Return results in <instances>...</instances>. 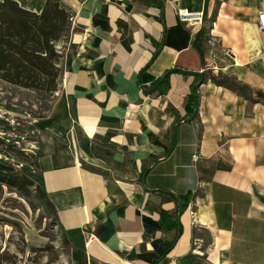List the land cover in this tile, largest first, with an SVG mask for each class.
I'll use <instances>...</instances> for the list:
<instances>
[{
	"label": "crops",
	"instance_id": "crops-1",
	"mask_svg": "<svg viewBox=\"0 0 264 264\" xmlns=\"http://www.w3.org/2000/svg\"><path fill=\"white\" fill-rule=\"evenodd\" d=\"M56 1L70 29L23 172L55 208L68 263L264 264V0ZM222 75L243 88L210 78ZM163 211L177 227L161 228Z\"/></svg>",
	"mask_w": 264,
	"mask_h": 264
},
{
	"label": "trees",
	"instance_id": "trees-1",
	"mask_svg": "<svg viewBox=\"0 0 264 264\" xmlns=\"http://www.w3.org/2000/svg\"><path fill=\"white\" fill-rule=\"evenodd\" d=\"M69 29L70 14L56 0H44L38 12L21 7L14 0H0V79L23 88L53 92L58 82L59 62L62 58V50L55 45L67 37ZM210 78L219 85L236 90L243 88L229 76ZM152 89L160 95L166 93L167 72L154 81ZM185 106L191 112L194 110L191 95L187 97ZM21 159L28 161L26 158ZM28 163L36 167L34 158H30ZM6 193L22 198L31 210L38 209L42 217H47L61 229L55 208L41 187L14 165L0 161V202L10 201L14 208L21 205L14 197L5 196ZM184 197L187 199V194ZM0 211L5 213L4 210ZM5 224L11 229L3 240L2 228ZM160 226L166 229L175 228L178 224L163 211L160 215ZM174 240L167 242L162 255L170 250ZM61 241L69 247L64 232L61 234ZM11 242L13 249L9 247ZM25 248L23 230L19 223L0 214V264H35L40 254L49 251L51 246L48 243L31 246L28 249L29 254L24 257Z\"/></svg>",
	"mask_w": 264,
	"mask_h": 264
},
{
	"label": "rangeland",
	"instance_id": "rangeland-1",
	"mask_svg": "<svg viewBox=\"0 0 264 264\" xmlns=\"http://www.w3.org/2000/svg\"><path fill=\"white\" fill-rule=\"evenodd\" d=\"M212 62L211 65L218 64L216 60ZM56 92L57 85L53 92H43L12 85L0 79L1 162L10 163L21 171L26 167H32L28 161L34 158L37 142L41 141L42 135L45 134L41 123L48 113ZM19 153L22 155L19 156ZM21 158H26L28 161H23ZM9 196L17 199L21 205L14 208L11 207L10 201L0 202V210L5 212L0 211V214L17 221L21 226L26 245L24 257L29 254V247L48 243L51 249L40 254L35 264H69L68 248L61 241V229L47 217H42L38 209L31 210L22 198L15 194ZM2 229L4 240L11 227L5 224ZM9 247L13 249L12 242Z\"/></svg>",
	"mask_w": 264,
	"mask_h": 264
},
{
	"label": "built area",
	"instance_id": "built-area-1",
	"mask_svg": "<svg viewBox=\"0 0 264 264\" xmlns=\"http://www.w3.org/2000/svg\"><path fill=\"white\" fill-rule=\"evenodd\" d=\"M176 15L181 22H184L188 26L200 25L203 19V12L201 10L192 11L186 7L177 8ZM257 28L260 38L259 56L264 60V1H261L260 3V10L257 17Z\"/></svg>",
	"mask_w": 264,
	"mask_h": 264
},
{
	"label": "water",
	"instance_id": "water-1",
	"mask_svg": "<svg viewBox=\"0 0 264 264\" xmlns=\"http://www.w3.org/2000/svg\"><path fill=\"white\" fill-rule=\"evenodd\" d=\"M202 83V81L200 80L198 83H197V85H199V84H201ZM195 88V87H194ZM194 105H195V109H194V113H196L197 112V98L196 97H194Z\"/></svg>",
	"mask_w": 264,
	"mask_h": 264
}]
</instances>
